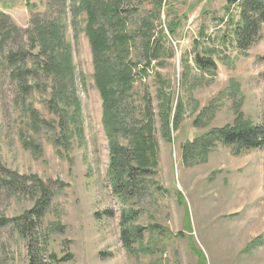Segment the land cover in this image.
Instances as JSON below:
<instances>
[{
  "label": "rangeland",
  "instance_id": "374dc122",
  "mask_svg": "<svg viewBox=\"0 0 264 264\" xmlns=\"http://www.w3.org/2000/svg\"><path fill=\"white\" fill-rule=\"evenodd\" d=\"M112 1L132 32L127 58L135 63L121 110L127 128L152 117L156 165L149 172L133 169L132 187L120 193L125 200L119 196L110 180L102 101L81 28L84 11L76 27L68 11L65 29L83 134L73 133L61 103L51 101V77H41L19 97L4 56L28 44L26 34L14 37L0 48V218L16 217L0 228V264H29V250L42 264H264V148L237 154L217 142L184 148L217 128L264 121V24L242 49L234 34L239 3L101 0ZM45 2L0 0V11L25 29ZM100 23L110 29L108 21ZM196 55L210 57L214 66L199 67ZM28 103L38 114L36 127ZM161 112H168V131ZM119 140L128 145L129 132ZM13 172L25 180L14 181ZM32 175L49 187L50 198L30 221L19 217L40 198ZM124 210L132 215L122 225ZM123 227L136 231L127 243Z\"/></svg>",
  "mask_w": 264,
  "mask_h": 264
},
{
  "label": "trees",
  "instance_id": "16d2710c",
  "mask_svg": "<svg viewBox=\"0 0 264 264\" xmlns=\"http://www.w3.org/2000/svg\"><path fill=\"white\" fill-rule=\"evenodd\" d=\"M228 2L239 3V24L234 34L238 47L247 49L258 38L260 25L264 24V0H228ZM68 11L72 19L71 24L75 27L78 26L81 11H84L85 22L81 28L90 46L93 82L102 101V125L110 150V180L119 192V196L125 200V195L120 193L131 185L132 170L136 168L149 172V165L155 166L156 158L155 142L151 137L152 117L146 118L145 124L138 128H127L129 126H126L127 122L121 110V103L135 81L133 73L135 63L127 58L132 32L126 29L123 19L119 16L116 1L104 3L101 0H72L71 5L67 6L66 0H46L44 12L32 14L30 27L25 29L17 26L8 14L0 11V48L12 41L14 37L22 39L25 34L27 35L28 47L18 46L4 56L10 67L9 77L15 81L19 97L25 98L40 84L41 77H51V101L54 104L61 103L62 118H67L73 123V133L83 134L81 107L73 88L75 66L72 61V47L65 38ZM100 21H108L111 30ZM172 31L170 29V32ZM30 57L34 61L33 66L28 67L26 62ZM151 59L148 58L147 64ZM195 63L202 68L214 66L210 57L200 55L195 56ZM30 79H34V82L30 83ZM25 106L31 113L30 124L36 127L35 119L38 114L31 103ZM71 107L72 111L69 112ZM161 124L168 131V112L165 115L161 112ZM66 130H68L67 127L63 131ZM127 132H129V141L128 145H125L120 142L119 137L125 136ZM209 136H211L210 139ZM194 142L201 143L203 148H207L214 142L221 143L232 147L236 154L261 149L264 148V121L256 124L236 122L233 125L217 128L206 135L202 141L186 143L185 150ZM23 143L25 144L26 141ZM31 145L37 147L34 143ZM205 158V155L200 156L199 162L204 161ZM130 160L134 165L129 163ZM30 177L38 185L40 198L35 201L33 208L25 211L19 219L31 221L38 217L47 205L50 191L40 179L34 175ZM12 178L14 181L20 178L25 180L22 176L19 178L15 172ZM131 212L124 210L121 213L122 225L126 224L132 215ZM15 218H0V228ZM128 230L123 227L121 231V239L125 243L133 238L136 232ZM28 255L29 264H42L36 260L32 251L29 250ZM66 258L62 257L58 261H64Z\"/></svg>",
  "mask_w": 264,
  "mask_h": 264
}]
</instances>
